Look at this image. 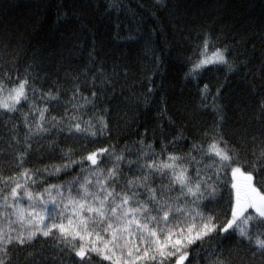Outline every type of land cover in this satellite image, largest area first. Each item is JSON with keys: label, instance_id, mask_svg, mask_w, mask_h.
I'll use <instances>...</instances> for the list:
<instances>
[{"label": "snow or ice", "instance_id": "snow-or-ice-1", "mask_svg": "<svg viewBox=\"0 0 264 264\" xmlns=\"http://www.w3.org/2000/svg\"><path fill=\"white\" fill-rule=\"evenodd\" d=\"M157 3L167 10L170 0ZM173 7V15H188L193 5L177 0ZM56 8L58 20L69 18L63 4ZM2 26L6 34L0 44L8 48L27 21L6 18ZM222 35L201 28L185 76L196 78L208 66L244 73L246 92L235 103V130L225 132V106L218 103L223 85L212 95L204 84L201 105L206 107L203 101L212 95L216 119L210 129L193 135L187 151L178 148L187 142L183 127L171 140L161 133L158 152L146 139L147 129L135 151H118L115 145L90 150L86 143L79 149L61 147V135L74 144L111 139L106 103L116 90L112 75L101 68L86 78L90 97L83 94L79 76L72 77L71 112L65 108L58 117L50 112L62 90L37 89L33 65L23 73L16 67L0 70V264H264V59L253 73L251 59L237 50L240 41L224 43ZM134 99L139 103L141 97ZM41 149L48 156L59 151L63 162L25 167L37 153L45 158ZM73 165L79 172L71 180L48 183L47 177L69 174ZM229 175V211L221 221L209 205L223 199ZM217 235L220 241L205 246ZM225 240L233 246L221 247Z\"/></svg>", "mask_w": 264, "mask_h": 264}, {"label": "trees", "instance_id": "trees-1", "mask_svg": "<svg viewBox=\"0 0 264 264\" xmlns=\"http://www.w3.org/2000/svg\"><path fill=\"white\" fill-rule=\"evenodd\" d=\"M176 2L170 0L169 8L164 10L157 0H0V41L5 39L6 29L2 25L6 18L27 21L12 45L5 48L0 44V70L16 67L23 73L27 65H33L37 89L47 91L60 87L62 90L50 112L58 117L64 114L65 108L71 112L72 105L68 101L72 96V77L79 76L83 94L90 97L86 78L90 79L101 68L105 74L112 75L116 90L108 93L106 103L110 108L111 139L102 137L95 143L81 140L74 144L61 135V147L79 149L86 143L90 150L115 145L118 151L125 147L135 151L136 142L147 129L146 139L158 152L161 133L171 140L183 127L187 142L180 141L178 148L187 151L193 135L210 129L216 119L211 104L217 88L223 85L218 103L225 106V132L235 130V103L246 92L244 73L233 75L222 66H208L210 70L202 71L198 77L186 78L191 67L190 58L195 59L193 49L197 33L207 27L214 35L223 32L224 43L240 41L237 50L251 59L248 67L255 73L264 59V0H187L193 5L189 14L173 15ZM60 4L64 5L61 11L69 13L67 20H58L56 6ZM17 40L19 48L15 47ZM11 74L14 77L15 71ZM204 84L209 85L212 93L203 101L206 107L201 105L200 97ZM149 89H152L150 93ZM135 96L141 97L139 103L135 102ZM250 99L254 108L255 98ZM27 110L25 105L22 111ZM91 112L89 106L88 114ZM17 119L22 123L20 113ZM170 119L174 124L169 123ZM92 139L89 137L88 141ZM41 143L46 145V141ZM41 151L45 152V158H37V153L25 167L43 168L63 162L59 159V151L55 156H48L45 149ZM73 168L75 170L70 169L69 174L47 177L48 183L71 180L79 172L78 166L73 165ZM226 179L228 183L222 186L223 199L209 205L220 213L221 221L223 213L229 211L230 175ZM220 239V235L214 236L205 246L215 245ZM43 242L41 237L36 248L39 249ZM231 246V240L221 245L225 249Z\"/></svg>", "mask_w": 264, "mask_h": 264}, {"label": "rangeland", "instance_id": "rangeland-1", "mask_svg": "<svg viewBox=\"0 0 264 264\" xmlns=\"http://www.w3.org/2000/svg\"><path fill=\"white\" fill-rule=\"evenodd\" d=\"M110 166V165H109Z\"/></svg>", "mask_w": 264, "mask_h": 264}]
</instances>
